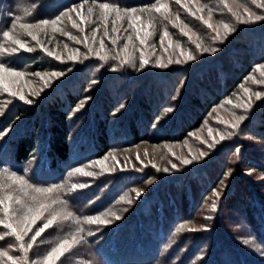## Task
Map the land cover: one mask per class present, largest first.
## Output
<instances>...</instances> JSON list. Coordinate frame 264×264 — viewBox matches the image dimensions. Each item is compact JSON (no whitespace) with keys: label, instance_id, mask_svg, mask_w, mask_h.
<instances>
[{"label":"trees","instance_id":"trees-1","mask_svg":"<svg viewBox=\"0 0 264 264\" xmlns=\"http://www.w3.org/2000/svg\"><path fill=\"white\" fill-rule=\"evenodd\" d=\"M166 1L0 0L3 70L63 73L21 102L6 94L0 177L18 174L28 190L52 191L71 214L35 242L30 238L47 211L23 242L0 224V253H7L0 264H13L9 256L15 264H45L54 248L63 254L54 253L50 264H264V19L248 15L264 16V7L240 12L239 1L232 9L229 0H213L216 6L197 0L192 14L170 0L172 16L155 18L151 27L156 23L169 37L182 34L181 49L166 61L141 64V53L126 39L135 28L126 14L156 15L152 9ZM101 4L115 16L95 14ZM239 12L246 15L237 20ZM32 41L38 51L28 50ZM245 89L253 94L244 119L231 121L214 143L206 141L201 129L212 124L216 108L234 110ZM192 140L200 150L188 163L156 158ZM10 208L5 223L16 219ZM118 208V217L106 213V222L96 221ZM251 239L260 251L247 245ZM29 242L25 261L19 245Z\"/></svg>","mask_w":264,"mask_h":264},{"label":"rangeland","instance_id":"rangeland-1","mask_svg":"<svg viewBox=\"0 0 264 264\" xmlns=\"http://www.w3.org/2000/svg\"><path fill=\"white\" fill-rule=\"evenodd\" d=\"M174 1L176 2V4H178V5L181 4L184 8H187L186 10H191L192 14L196 13L195 10L196 9L198 10L199 8H197V7H198V5H200V4H198L197 0H180L179 3H177V0H174ZM223 1L225 3V0H223ZM237 1H239V3H240V6L238 7L240 12L243 9H246L245 7H247V9L252 8L254 10L256 8V4L264 3V0H257L256 4L252 3V0H229L227 2L228 7L234 9L233 3L237 2ZM209 2H210L209 4L215 5V2L213 0H210ZM258 2H262V3H258ZM167 3H170V0L161 3L160 7H159V9H160L159 11L156 10L158 8L157 6L152 9V12H154L156 15L151 16V12L148 15H147V13L146 14H143V13L138 14L136 12H134V13L130 12V14H126L131 18L132 22H134V27H135L134 31L132 30V32H130V33H132L130 35H134V37H126V39L128 40V42H130L131 44H133L136 47V49L139 51V53H141V54H139V58L141 60L148 61V63L150 62V60H155V61L157 60L158 61V60L164 59L166 61L169 59V56L174 57L175 51L177 52V50L181 49L178 41H179V36L182 37V34H178L177 38L172 37V36L169 37V33H167V31H165V29L160 30L157 27H155V25L157 23L155 18L159 17L161 19L160 21H162L163 18H167V17H169V15L172 16L171 11L169 10L170 8L168 7ZM241 4H244V6H241ZM161 5H163V7H161ZM98 10L100 12H95V14H98V16L100 14L109 16L110 14L112 15V13L115 16V13H116L115 11L111 12L110 8L104 9V8L100 7ZM240 12H239V15L237 17L246 15V12L244 13V15L240 14ZM154 20L156 23L153 27H151L152 24L154 23ZM171 22L175 23V21H173V20H171ZM37 29H38V27L37 28H31L30 33H32V34L36 33ZM157 29H158V33L161 32L158 36H156L158 34ZM174 38H176V39H174ZM141 41H144V43L147 44V48L145 50L143 49L144 51H142L140 49ZM34 42L35 41L31 42L32 46L28 47V50L38 51V49H39L38 45H36ZM119 45H120V48L121 47L123 48L125 46V45H122L121 42H119ZM71 46H73V45H71ZM64 47H63V50H66V51H68L69 49L71 50V48L64 49ZM73 50H75V46L73 47ZM145 54H147V55L144 56ZM65 55L68 56V54H65ZM141 57H143V58H141ZM148 63H146L144 65H147ZM23 74L24 73L7 71V70H0V108L3 105H6L7 102H9L5 98L6 94L13 93L15 95L14 96L15 99H13V100L14 101L20 100V102H21V97H23V99L26 96L34 97V95L39 93L40 90H43L46 85L52 84L53 82L58 80L61 76V75L54 76V75H52V73L51 74L50 73H44V74L35 73L32 75H30V74H24L23 75ZM252 83H255V81ZM258 84H261V83H258ZM247 92H248V89L243 90L242 91V97H241L242 100L236 99V101L233 102L234 103V105H233L234 110L231 108L230 105H229L230 108H228V107L216 108V110L214 111V116L212 118L216 121V123L214 122V120L211 119L212 124L204 125L203 129H201V130H204L201 135H203V133L206 134L205 135V137H207L206 141H210L211 144L214 143L217 138L222 137L221 135H225L227 132H229V130L231 129V121H233V122L238 121L239 117H241V116L244 117V113H243L245 111L244 109H246L247 106H249L248 105L249 103H252L251 95L253 93H251L248 96ZM13 94H12V96H13ZM83 107H84V105H82L79 109H81ZM215 117H217V118L215 119ZM225 125H226V127H225ZM192 142H194V140H192L190 142H183L180 144H175L172 147H166L163 155L160 156V152H158L156 154V156H157L156 158L158 159V158L164 157L167 159H173V161H175L174 163H177L180 160L185 161L188 159V157L191 153H194L196 151H197V153H199L198 151L200 150V148L198 146L196 148L195 145L192 144ZM196 142H198V144L202 143V141L199 139ZM202 145H203V143H202ZM111 157H112V159L115 157L117 158L116 153L111 155ZM108 159L111 160L109 157H108ZM171 165H173V164H171ZM92 167H93V165H91L90 168H92ZM86 170H88V169L84 168L82 171L85 174H87L88 172ZM24 179L18 174H15V175L14 174H8V175H2V177H0V181L2 182L0 184V185H2L0 187V192H1L2 197H4V201L3 200L2 201L5 202V204H6V206L4 204L2 210L0 209L1 210L0 216L1 215L3 216V219H2V217H0V220L2 219L3 221H5V219L7 220L6 217H9L8 215H6V211H5V209H7V207H9V206L12 207V208H10V210L13 213V216H15L16 218H17V216L22 217L25 212H28V216H29V220H30L31 215L33 213H31L25 209V207H24L25 204L27 206L28 205L33 206L35 210H38L40 204H44V201L46 200V197L48 196L51 200H49L50 202H49V204H47V206L52 207L55 203H59L58 205H56L57 208H55L54 210L56 212L60 213V218H58V220L60 221L61 224L59 226L65 225L66 222L71 218V214H70V211L68 210V205L65 203V201H63L62 197H59V195H57L55 193L54 194L56 196L55 195L52 196L50 194V192H52V191L45 190V189H43L42 191H39V192L36 191V189L34 191L28 190L29 188L27 187ZM66 189L67 188H64V190H66ZM33 197H35V200H33ZM128 201L129 200H124L123 204L127 203ZM120 211L121 210L118 208L117 210H109L107 212H104L101 214L100 218L96 219V221L103 220L104 222H106L108 220V218H110L109 215L106 216V213H109L114 218V217H118V215H119L118 213ZM12 213H10V214H12ZM90 221L93 222L94 220H90ZM0 238H2V237H0ZM253 241H254L253 239L249 240L247 245L255 248L254 252H256V251L258 252V250L260 251V247L258 249V246H257L258 242L257 241L253 242Z\"/></svg>","mask_w":264,"mask_h":264},{"label":"snow or ice","instance_id":"snow-or-ice-1","mask_svg":"<svg viewBox=\"0 0 264 264\" xmlns=\"http://www.w3.org/2000/svg\"><path fill=\"white\" fill-rule=\"evenodd\" d=\"M180 0H177V3H179ZM252 3L256 4L257 0H252ZM258 7H264V3L262 4H258ZM110 7L109 4H101V8L104 9H108ZM161 7H163V5H161ZM157 11H159L160 9L157 8ZM119 11V10H118ZM126 11H134L133 9H126ZM247 11V10H246ZM249 19H256V20H260V19H264V16H259L256 15L254 12H249ZM237 20H240V17H237ZM241 22H248V21H241ZM40 23H48L47 21H41ZM207 23V22H205ZM225 29L228 28V25L225 24L224 25ZM3 36L6 38H9V32L8 31H4L3 32ZM35 39V37H33ZM144 41H141V43H143ZM17 44H19L21 47H24L23 44L20 43V41H16ZM51 54V53H50ZM57 59H59V57H57ZM188 59L191 60L193 59V57L191 55L188 56ZM148 63V61L146 60H141V64H146ZM4 66L2 64H0V70H3ZM11 71V69H9ZM63 73H53L52 75L54 76H59L62 75ZM259 96V94H257ZM21 99H23V97H21ZM239 120H243L244 117L241 116L238 118ZM184 163H188L187 160L183 161ZM175 167V165L173 166ZM75 171H79V169L75 170ZM77 185L73 184L72 185V190H76L77 189ZM79 187H83V185H80ZM36 191H42L41 189H36ZM50 191V190H49ZM33 200H35V197H33ZM3 202L0 201V204H2ZM39 208L43 211L40 210H35L33 206H29V212H32L33 214L31 215V219L29 221V216H28V212H25L23 214L22 217L17 216V218L14 221L7 222L5 223V221L0 220V224H3L4 227L8 228L11 230V233L15 235L16 239L18 241L23 242L25 240V237L28 236L29 232L32 229V226L36 223V221L38 219L41 218V216L44 214V211L48 212V218L46 219V222H44L42 224L41 227H39L36 231L35 234L31 236V241L35 242L37 240V237H39L41 235V233H43L46 229H48L49 227L53 226L56 221L58 220V218H60V213L56 212L54 209H51L49 206L44 205V204H40ZM6 212L9 211V209H5ZM89 220H91L92 218H88ZM95 222V221H93ZM29 242L27 243V246H25L24 243H21L19 245L20 249L25 253L24 257H21V259H24L25 261H27V253L29 251V249H31L33 247V243ZM62 244L65 243L64 241L61 242ZM56 253L57 255H62L63 254V248H54L52 251H50L47 256L44 257L45 260V264H50L51 258L53 256V254ZM0 255H7L6 252H2L0 253ZM9 260H13V264H15V259L11 256L8 257Z\"/></svg>","mask_w":264,"mask_h":264}]
</instances>
